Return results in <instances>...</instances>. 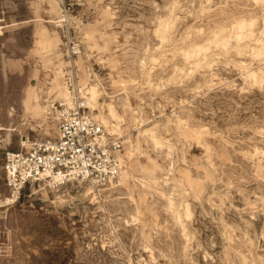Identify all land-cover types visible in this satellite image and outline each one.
I'll return each instance as SVG.
<instances>
[{
  "label": "rangeland",
  "instance_id": "1",
  "mask_svg": "<svg viewBox=\"0 0 264 264\" xmlns=\"http://www.w3.org/2000/svg\"><path fill=\"white\" fill-rule=\"evenodd\" d=\"M73 73L120 177L8 200ZM0 264H264V0H0Z\"/></svg>",
  "mask_w": 264,
  "mask_h": 264
},
{
  "label": "built area",
  "instance_id": "2",
  "mask_svg": "<svg viewBox=\"0 0 264 264\" xmlns=\"http://www.w3.org/2000/svg\"><path fill=\"white\" fill-rule=\"evenodd\" d=\"M78 54L80 48L75 45L72 55ZM78 79L74 73L66 76L70 98L53 107L56 138L37 142L26 151L4 154L8 200H20L28 187L82 183L99 189L120 177L123 142L90 113L88 92Z\"/></svg>",
  "mask_w": 264,
  "mask_h": 264
},
{
  "label": "bare ground",
  "instance_id": "3",
  "mask_svg": "<svg viewBox=\"0 0 264 264\" xmlns=\"http://www.w3.org/2000/svg\"><path fill=\"white\" fill-rule=\"evenodd\" d=\"M57 3V2H56ZM174 8V7H173ZM169 24V23H168ZM241 24V23H240ZM166 25V24H165ZM238 26H239V24H238ZM243 28V27H242ZM241 28V29H242ZM240 29V28H239ZM243 31V30H242ZM238 36V35H237ZM242 36V35H241ZM240 37V36H239ZM243 37V36H242ZM238 38V37H237ZM239 41V40H238ZM195 64H197V63H195ZM249 76V75H248ZM251 78V77H250ZM90 94H91V98H89V104L91 105V107L92 108H94V107H96L97 105H98V96H99V92H98V90L95 88V87H92L91 88V90H90ZM60 96H62V98L61 99H63V98H66V99H69L70 98V94H69V92L68 91H66L65 89L63 90V89H61L60 90ZM113 102V101H112ZM109 115H110V119H103V123H104V125H106V126H109V127H111L112 128V130H111V128H110V130L114 133V132H119L120 131V128H119V124L118 125H115V124H113V123H111V120L112 121H117V122H120L119 120H121L120 118H119V116L117 115V113H116V110L114 109V108H112V107H110L109 108ZM122 121V120H121ZM116 122V123H117ZM122 125V124H121ZM120 125V126H121ZM108 127V128H109Z\"/></svg>",
  "mask_w": 264,
  "mask_h": 264
}]
</instances>
